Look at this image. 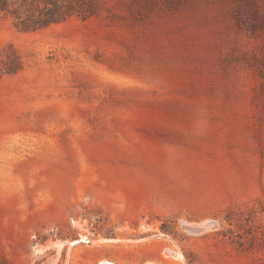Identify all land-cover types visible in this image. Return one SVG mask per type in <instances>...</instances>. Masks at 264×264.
<instances>
[{"label": "rangeland", "instance_id": "rangeland-1", "mask_svg": "<svg viewBox=\"0 0 264 264\" xmlns=\"http://www.w3.org/2000/svg\"><path fill=\"white\" fill-rule=\"evenodd\" d=\"M95 5L0 10V264H264V35L236 0Z\"/></svg>", "mask_w": 264, "mask_h": 264}, {"label": "trees", "instance_id": "trees-1", "mask_svg": "<svg viewBox=\"0 0 264 264\" xmlns=\"http://www.w3.org/2000/svg\"><path fill=\"white\" fill-rule=\"evenodd\" d=\"M236 1V22L239 27L254 37L264 35V0ZM96 3L97 0H0V10L12 16L21 29L31 30L73 14L88 17L97 11ZM15 68L17 64L8 70ZM251 221H248L251 244L264 245V226L254 225Z\"/></svg>", "mask_w": 264, "mask_h": 264}, {"label": "bare ground", "instance_id": "bare-ground-1", "mask_svg": "<svg viewBox=\"0 0 264 264\" xmlns=\"http://www.w3.org/2000/svg\"><path fill=\"white\" fill-rule=\"evenodd\" d=\"M179 247V246H178ZM100 264H109L108 262H105V261H103V262H101Z\"/></svg>", "mask_w": 264, "mask_h": 264}]
</instances>
